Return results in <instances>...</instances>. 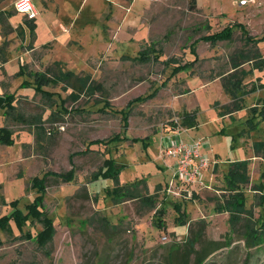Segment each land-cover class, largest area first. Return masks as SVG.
<instances>
[{"label":"rangeland","instance_id":"rangeland-1","mask_svg":"<svg viewBox=\"0 0 264 264\" xmlns=\"http://www.w3.org/2000/svg\"><path fill=\"white\" fill-rule=\"evenodd\" d=\"M212 2V9L201 8L198 3L192 9L190 0H154L143 16L149 31L145 44L139 40L132 46L134 50L125 51L111 44L112 39L104 50L87 52L91 55L85 64L77 59L70 66L66 60L57 61L53 54L44 61L53 52V44L29 48L28 69L34 72L48 67L56 71L54 64L60 62L62 67L90 74L101 83L102 91L94 95L83 91L77 101L67 99L72 89L63 83L46 87L58 92L54 102L37 93L33 85L23 84L30 75L20 74L19 56H13L17 59L7 68L17 79L5 77L3 89L16 93V113L27 120L5 117L0 109V126L9 127L14 134L13 144L3 147L0 143V151L3 148L6 153L5 159L0 154V216L10 214L15 207L27 210L38 194L31 187L32 177H43L47 171L65 173L72 167L75 175L71 182L52 176L47 180L43 209L55 222L52 240L40 247L34 239L21 237L27 232L37 233L42 224L28 220L20 226L12 218L10 231L0 230V264H196L198 255L218 246L223 247L201 264H264V161L251 160L253 143L264 140V69H254L242 79L246 90L254 84L259 87L245 95L238 112L223 116L222 106L233 104L223 88V78L233 71L231 57L247 46L240 29L231 41L212 45L200 40L203 35L242 22L252 35L263 37L258 46L264 54V0L250 5L235 0ZM18 38H14V50L21 48ZM194 41L196 53L190 50ZM151 42L162 59L175 57V64L183 65L196 55L198 59L193 68H182L172 75L173 65L164 61L143 63L122 57L136 56ZM244 67L249 69L251 64ZM64 98L67 100L61 105ZM102 99L108 101V111L100 109ZM257 103L261 107L254 110ZM57 110L60 113L51 118ZM184 111L197 112V126L184 137L203 139L201 152L210 164L199 175L204 191L194 197L168 191L173 166L165 165L162 150L166 136L186 129L180 124ZM34 116L44 121V131L38 137ZM116 135L121 138L112 139ZM95 140L102 143L94 144ZM107 157L119 166L120 184L141 179L139 197L117 203L111 195L116 186L114 177L94 178L105 168ZM243 159L249 161L251 179L242 189L252 213L231 223L228 211H221L231 197L223 186L229 163ZM191 188L198 189L194 185ZM186 189L190 188L179 185L176 191L184 193ZM143 196H152V205L145 203ZM183 213L188 223L180 221ZM154 220L164 224L157 227ZM198 230L201 236L196 252L189 254L185 240Z\"/></svg>","mask_w":264,"mask_h":264},{"label":"trees","instance_id":"trees-1","mask_svg":"<svg viewBox=\"0 0 264 264\" xmlns=\"http://www.w3.org/2000/svg\"><path fill=\"white\" fill-rule=\"evenodd\" d=\"M190 7L192 9L197 7V0H190ZM209 29L211 27L207 26ZM236 29H240L243 34V39L245 41V45L247 46V49H241L237 51L232 57V69L233 71L231 74H229L228 77L223 78V88L225 92L231 97V102L233 104L231 105H223L222 111H220L221 115L226 114H232L233 112L239 110L244 102L245 95L247 93H250L251 91L255 90L257 86H252L251 89H244L242 86L244 77L247 75H250L253 73L254 69L260 68L264 69V54L261 52L258 44L260 43V40L263 37L254 36L250 33V31L247 29L246 25L241 22H236L233 24H229L225 26L224 28L211 32L209 34L201 36L200 40H203L205 42H209L212 45H215L218 42L222 41H231L233 39V35L236 31ZM168 35V33L166 34ZM195 41L192 42L190 46V50L192 53H196V45ZM130 59L134 61H139L143 63L151 62L152 60L156 61H164L169 65H173V73L172 75H175L179 70L182 68H193L196 60L198 59V56L193 60H190L189 62L179 65L173 63L176 59L175 57H170L167 59H162L160 56V53L156 49L155 43L151 42L149 45H147L144 49H142L136 56L129 57ZM246 63H250L251 67L249 69H246L244 65ZM62 63L55 62L54 67L56 66L58 69L56 71H53V67H48L45 71L42 72H34L31 73V79H24L23 84H30L33 85L36 89L37 93H40L43 97L47 98L48 100L54 102V96L58 92L50 91L46 87L50 84H60L63 83L65 87H69L72 89L70 94L68 95L67 99H71L74 101H77L79 97L83 94V91H88V94H95L97 90L102 91V85L101 83L95 82L90 74H77L76 72L66 69L65 67H62ZM26 72V66L21 65V73ZM64 87V86H63ZM102 94L104 92H101ZM153 94H150V96ZM66 98L62 99V104L67 100ZM15 100H16V93L11 94H4L3 96H0V108L4 109V116L9 117L12 116V118H16L19 121L26 122V118L16 113V106H15ZM104 100V101H103ZM137 100H140L138 98ZM101 101L104 102V105L100 108L103 111H108L109 103L106 99H102ZM217 104H219L217 102ZM114 111H118L114 108H112ZM254 110H258L253 108ZM61 110H57V112H53L51 114V118L54 116H57L60 113ZM122 112V111H121ZM261 112L264 116V105L262 106ZM123 114V113H122ZM124 118V126L127 127V117L126 115H123ZM33 121L37 124V137L41 133V131H44V128H42V123L44 122L42 120L41 116H34ZM42 122V123H41ZM174 123V122H173ZM180 124L187 128H193L197 126V112L193 111H184L180 118ZM13 131L7 127V126H0V143L10 145L14 143V136ZM120 135H116L112 139H120ZM111 139V140H112ZM108 142V141H107ZM94 144H100L102 143V140H95L93 142ZM253 150L256 156L261 157L264 160V140H258L253 143ZM105 168L103 171L96 172L94 175V178H96L98 175H104L109 177H114L116 186L111 190V195L114 198V200L119 203L122 200L128 198H136L139 197V193L137 192V186L142 182L140 180H136L133 183H126V184H120V181L118 179V172H119V166L115 164L113 158L107 157L104 161ZM75 175V168L72 167L68 172L61 173V172H52L47 171L44 173L43 177L40 176H34L31 178V187L35 190H37L38 194L35 198V200L32 203L28 204L27 210L23 212L20 208L15 207L13 211L10 214H4L0 216V230L4 231H10L11 224L10 220L14 218L17 223L22 226V224H25L28 220L39 222L42 224V229L38 231L37 233L33 234L32 232H27L21 235V237H25L29 240L34 239L40 247H44L47 243H49L52 238L53 234L55 232V222L53 218L48 215L45 210L43 209V195L47 191V180L49 177H55L61 181L64 182H71L74 179ZM264 175V174H263ZM251 176L249 174V161L246 159L243 160H234L230 162L229 165V171L227 173V182L225 185V190L230 191L231 197L227 198L225 204L223 205L224 208L221 209V211H228L229 212V219L231 223H234L237 219V217L242 215H247L252 213V209H248L245 204V191L242 189L243 186L248 184L250 182ZM256 188L261 190L262 188L260 186H255ZM142 200L147 203L149 201V204L152 205L153 197L149 196H143ZM4 203H7L4 201ZM15 202L12 203L14 205ZM222 207V206H221ZM220 209V208H218ZM160 211H164V207L160 209ZM185 214H182V217H180V221L186 222L187 217H183ZM105 223H108V225L112 226V228L116 227L114 224H110L106 219L104 220ZM155 226L161 227L164 223H159V221H155ZM264 226V223L262 224ZM261 225V226H262ZM255 229V228H254ZM201 230H198L197 232H193L190 237H188L185 242H188V253L193 254L195 253V246L200 241V233ZM223 247V246H221ZM221 247H215L210 252L204 255H198L196 258V264L203 263L206 258H208L210 255H212L216 250H218ZM173 258H171V261ZM175 264V262H174ZM184 264H188L185 262Z\"/></svg>","mask_w":264,"mask_h":264},{"label":"crops","instance_id":"crops-1","mask_svg":"<svg viewBox=\"0 0 264 264\" xmlns=\"http://www.w3.org/2000/svg\"><path fill=\"white\" fill-rule=\"evenodd\" d=\"M16 1L0 0V84L2 86L0 96L11 94V92H4L3 82H6L5 77L13 76L17 79V76L10 73L7 68V64L12 59H17V57H13L14 55L19 56L20 65L26 66V72L21 74L28 73L30 75L29 79H31V73L34 72L28 69V49L31 47H34V49L43 48V46L53 44V52L47 54L44 61H49L50 55L53 54L57 61L66 60L72 66L77 59L82 61L87 59L91 55L89 54L91 51L104 50L112 39L114 41L111 44L120 46L125 51L134 50L132 46L137 44L139 40H142L145 44L148 41L146 37L149 31L143 16L154 0H32L38 12L34 19H30L26 14L16 10ZM197 3L199 7L204 9L213 8L212 0H197ZM222 13L224 14L225 11H222ZM114 35H116V38H113ZM15 37H19L20 40L18 45L21 48H18V50H14L17 45H15ZM5 49H7V52H5ZM122 57L129 58L126 54ZM81 64H85V61ZM254 106L256 109L261 107L260 103ZM0 109L3 111L4 116V109ZM236 112L238 110L229 114V116H233ZM194 128L186 127L182 134L183 139L191 141L188 136L187 138L184 136L185 133ZM174 133L175 130L172 131V134ZM193 140H196V138ZM4 151L3 148L0 151L3 159L6 158ZM260 159L262 158L256 156L255 153L251 158L253 161ZM170 160L167 158L165 163L169 168L175 166V161ZM207 167H210V164ZM198 189L199 193H196V189L190 188L184 190L185 192H182V194L194 197L200 194V191H204L200 187ZM186 223H188L187 218Z\"/></svg>","mask_w":264,"mask_h":264},{"label":"built area","instance_id":"built-area-1","mask_svg":"<svg viewBox=\"0 0 264 264\" xmlns=\"http://www.w3.org/2000/svg\"><path fill=\"white\" fill-rule=\"evenodd\" d=\"M240 5H249L257 2V0H235ZM18 0L15 2V7ZM31 8L28 12H24L28 18L34 19L38 12L32 2L29 0ZM17 9V7H16ZM182 130L176 129L174 134L168 135L164 138L162 143L163 155L166 158L175 160V166L173 167V177L171 184H169L168 191L175 195H183L177 192V187L180 185L191 188V186H197L204 188L205 184L200 180V172L203 168L209 165L208 159L202 154L203 139H196L193 141H186L181 136Z\"/></svg>","mask_w":264,"mask_h":264},{"label":"clouds","instance_id":"clouds-1","mask_svg":"<svg viewBox=\"0 0 264 264\" xmlns=\"http://www.w3.org/2000/svg\"><path fill=\"white\" fill-rule=\"evenodd\" d=\"M17 10L21 13L28 12L31 8L29 0H18L16 4Z\"/></svg>","mask_w":264,"mask_h":264}]
</instances>
